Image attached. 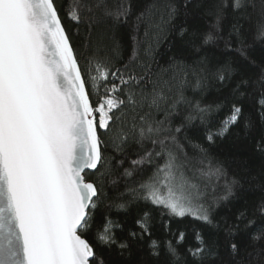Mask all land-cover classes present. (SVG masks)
Listing matches in <instances>:
<instances>
[{
	"label": "snow or ice",
	"instance_id": "obj_1",
	"mask_svg": "<svg viewBox=\"0 0 264 264\" xmlns=\"http://www.w3.org/2000/svg\"><path fill=\"white\" fill-rule=\"evenodd\" d=\"M195 4L183 0L180 8L188 14ZM226 7L240 17L234 32L242 33L247 23L264 40V0L259 8L256 0L215 6L210 14L216 26ZM180 8L174 0H155L141 11L132 56L117 65V30L129 24L131 0H70L63 17L56 0H0V264H152L151 258L162 255L164 264H264V198L226 226L223 245L209 244L196 231L195 246L183 253L184 231L171 233L174 240L164 245L151 239L148 211L128 229L110 216L127 213L142 200L179 220L191 216L214 224L201 203L199 184L186 175L179 138L197 119L206 126L207 143L214 144L241 118L235 97L245 96L253 84L241 74L233 85L229 115L211 130L213 106L193 104L184 95L189 76L194 88L204 87L207 58L192 71L179 68L171 75L148 62L153 42L175 27ZM187 32L180 27L181 36ZM214 39L210 31L204 43ZM240 43L235 51L247 60ZM141 51L148 59H141ZM234 71L226 63L211 75L223 87L232 82ZM255 83L264 117V72ZM181 104L191 111L174 125ZM193 147L202 154L196 161L198 179H224L221 199H228L240 180H228L223 166L208 160L207 149ZM256 150L264 154V137ZM253 181L264 192V174ZM120 183L125 191L110 198L108 190L118 191ZM244 234L251 240L247 247L239 242Z\"/></svg>",
	"mask_w": 264,
	"mask_h": 264
},
{
	"label": "trees",
	"instance_id": "obj_2",
	"mask_svg": "<svg viewBox=\"0 0 264 264\" xmlns=\"http://www.w3.org/2000/svg\"><path fill=\"white\" fill-rule=\"evenodd\" d=\"M70 0H56L57 6L61 8V16L67 8ZM176 6L180 8L183 0H174ZM155 3V0H131L132 16L127 26H122L117 30V40L119 42V55L114 63L119 65L121 62H128L133 52V31L136 16L146 7ZM221 3H228V0H196V4L185 14L180 8L173 24L160 36L159 42H153V56L148 59L141 51V59H148L154 69H166L168 75L178 72L179 68L188 71L197 65L198 61L207 58V79L204 87L196 89L192 86L193 77L189 76V83L184 88V95L188 101L200 103L202 106L212 105L213 110L208 117L211 123L208 127L216 131L221 126V121L230 113L233 85L243 74L252 82L253 87L243 97H235L239 100L243 109L239 121L231 125L229 130L216 139V142L209 145L205 140L206 126L194 119L185 128L184 135L179 138L182 147L180 153L181 161H187L186 175L193 183H198L202 193L201 203L209 208L210 216L214 221L213 225H205L201 221L194 220L191 216H186L183 220L172 217L164 208H158L151 204H146L142 200L130 205L128 212L110 213L111 219L121 224L124 229L136 227L134 221L139 218L143 211L150 213L149 224L151 229V239L164 245L168 240H174L171 233L178 230L186 233V239L179 251L183 253L184 248L195 246L194 233L199 231L209 244L223 245L226 226L231 225L236 216L242 211H250L255 205L264 198V192L259 185L253 181H260L264 174V154L256 150V145L261 137H264V117L261 114L260 89L256 85V80L264 72V40L256 38L254 28L244 23L242 33L233 31V25L240 20L239 15L230 7L223 10L222 19L216 26V19L210 14V10ZM259 8L260 0H256ZM243 23V21H241ZM67 23V22H66ZM184 26L188 32L181 36L180 27ZM71 29V25H68ZM212 32L215 39L209 43H204V36ZM143 34V28L140 29ZM244 41L245 54L247 60L240 57L235 49L241 47L240 41ZM226 44L229 47H226ZM199 49V51H197ZM226 63H231L234 72L232 82L226 83L223 87L211 75L217 68L223 67ZM179 78V77H178ZM217 106H219L217 108ZM180 115H174L172 121L174 125L182 122L184 114L191 111L187 104L178 106ZM163 119V116L160 117ZM246 125H248L246 127ZM194 145H200L207 149L208 160L213 164L222 165L227 179L233 178L240 180V184L233 189V195L228 199H221L225 193V180L220 179L217 183L215 179L211 182L206 179H198L195 173L196 161L201 157ZM111 150H109L110 152ZM151 167V166H149ZM150 175L149 173H146ZM115 178V177H114ZM116 189H109L108 196L115 199L120 193L124 192L123 183L118 184ZM99 220V216L97 217ZM259 224L260 221L258 220ZM168 225L166 228L165 225ZM114 232L120 233V228H114ZM150 241L146 237L142 242L143 251L147 253V246ZM242 247H247L251 240L247 234L239 237ZM162 253L166 249L162 247ZM221 253L224 249L221 247ZM143 257L134 256L133 259ZM152 264H164L165 256L161 258H151ZM210 264V262H208Z\"/></svg>",
	"mask_w": 264,
	"mask_h": 264
}]
</instances>
